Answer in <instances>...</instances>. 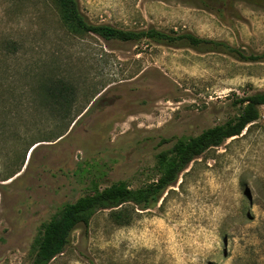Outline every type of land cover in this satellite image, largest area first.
<instances>
[{"label": "rangeland", "instance_id": "1", "mask_svg": "<svg viewBox=\"0 0 264 264\" xmlns=\"http://www.w3.org/2000/svg\"><path fill=\"white\" fill-rule=\"evenodd\" d=\"M204 1L78 0L94 24L264 51V0ZM53 78L69 87L61 105L46 93ZM257 91L264 62L75 35L51 0H0V264H29L41 224L63 204L94 182L151 181L160 151L235 118V100ZM109 213L73 230L48 264H264V119L193 159L128 225Z\"/></svg>", "mask_w": 264, "mask_h": 264}, {"label": "trees", "instance_id": "2", "mask_svg": "<svg viewBox=\"0 0 264 264\" xmlns=\"http://www.w3.org/2000/svg\"><path fill=\"white\" fill-rule=\"evenodd\" d=\"M205 4L204 0H197ZM59 21L72 34H94L105 40L116 39L123 42H142L167 45L175 48H191L200 53H222L240 62H264V51L246 53L243 49L224 41L199 37L190 32L164 31L154 27L140 30L116 28L108 24L91 23L82 13L78 0H51ZM18 42H10L12 51L18 49ZM7 82V81H6ZM46 93L52 104L61 105L69 87L63 79H50ZM239 113L235 118L222 124L209 127L196 136L178 138L171 148L157 154L156 178L137 188H131L125 181H117L100 188L96 182L91 193L68 202L56 211L52 217L41 224L31 246L29 264H48L68 245L70 235L79 226H88L91 217L101 210H110L109 217L118 226L128 225L132 220V212L146 211L153 208L185 170L189 163L211 147L220 146L230 138L238 137L244 130L248 131L264 115V91L241 97L234 102ZM62 136V135H61ZM59 136V137H61ZM36 146L27 150L28 161ZM26 152V153H27ZM21 168L10 172L2 180L15 176ZM131 205L132 209H128Z\"/></svg>", "mask_w": 264, "mask_h": 264}]
</instances>
